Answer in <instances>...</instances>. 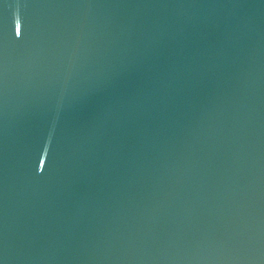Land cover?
<instances>
[{
  "label": "water",
  "instance_id": "95a60500",
  "mask_svg": "<svg viewBox=\"0 0 264 264\" xmlns=\"http://www.w3.org/2000/svg\"><path fill=\"white\" fill-rule=\"evenodd\" d=\"M0 264H264V0H0Z\"/></svg>",
  "mask_w": 264,
  "mask_h": 264
}]
</instances>
